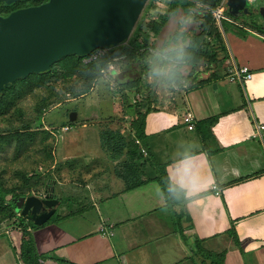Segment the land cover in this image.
Here are the masks:
<instances>
[{"label": "crops", "instance_id": "0c3cea01", "mask_svg": "<svg viewBox=\"0 0 264 264\" xmlns=\"http://www.w3.org/2000/svg\"><path fill=\"white\" fill-rule=\"evenodd\" d=\"M183 13L171 16L161 32L153 34L155 51L150 49L158 56L148 57V68L146 60L137 61V69L128 73L121 66L129 63L119 58L109 65L118 80L127 81L121 87L131 95L120 111L115 106L113 112L123 111L133 121L139 110L150 109L147 138L139 147L152 162L137 171L126 170V175L152 180L128 188L118 172L128 161V150L114 155L105 147L103 133L112 129L130 140L134 131L127 134L111 127L101 131L102 115L98 105L93 106V136L78 132L61 145L65 163L61 172L68 173L70 169L64 168L72 164L69 172L77 178L56 179L47 189L59 200L52 217L76 220L78 227L50 222L51 218L38 226L17 217L0 231V264H26L25 228L42 264H209L210 259L197 252L196 239L208 251L225 253L224 264H264V135L258 133V125L264 124V33L242 20L240 29L227 35L222 31L225 54L216 42L210 47L221 62L209 64L203 57L195 63L192 55L187 58L195 52L189 36L172 38L177 31H193L179 23ZM177 65L184 76L182 86L166 80ZM244 66L253 74L251 79L231 81L229 69ZM147 84L154 87L150 98L137 105ZM187 111L195 115L194 129L183 121ZM70 148L76 149L69 152ZM159 167L182 190L180 203H168L156 180ZM91 208L93 228L81 235L78 215ZM17 214L22 216L21 211ZM232 225L241 247L226 233Z\"/></svg>", "mask_w": 264, "mask_h": 264}, {"label": "rangeland", "instance_id": "374dc122", "mask_svg": "<svg viewBox=\"0 0 264 264\" xmlns=\"http://www.w3.org/2000/svg\"><path fill=\"white\" fill-rule=\"evenodd\" d=\"M43 1L47 0H22L14 4L0 2V12L6 16L13 10L39 4ZM171 1L148 0L134 30L138 23L143 20V32L149 33V41L153 44V33L146 28V25L153 19L160 20L168 11ZM261 4L262 0H253L248 5L252 9L259 7ZM227 11L229 12L228 9H226ZM229 19H222L221 24L215 19L224 35L240 29L243 23L242 20L259 21L264 26V15L255 11L252 15H243L236 19L229 16ZM178 21L185 24V29L190 27V30H194V32L200 31L198 28L199 22L194 21L192 13L187 15L183 13L179 16ZM213 22V20L210 23L208 21V24L212 25ZM173 23L175 28L176 23ZM122 43L115 46L117 47ZM97 50L100 49H96L94 53H97ZM101 50L103 49L101 48ZM131 52L134 57H127L130 67L129 65L127 68L121 66L122 69H126L125 73L137 69L138 60L136 57L140 54V51L132 49ZM222 52L225 54V51L222 50ZM94 53L91 52L90 56L82 58V63L90 62V57ZM121 61L125 62V59ZM58 63L57 61L53 64L52 74L49 75V79L44 84H37L34 78L30 79V83L21 84L20 93L11 92L7 99V105L0 110V231L10 227L15 223L17 217L19 218L17 212L13 210V198L16 194H23L24 196L43 194L56 179L70 180L72 177L77 178L71 176L72 172H69L72 164H67L64 168L70 169L67 171L68 173L63 172V174L61 172L65 164L61 145L66 146L65 139L74 136L78 132L83 137L93 136V106L97 107L98 105L97 111L102 115L101 120L99 119L101 131L111 127L121 131L124 129L128 134L131 129L133 130L130 115L124 117L123 111L116 112L117 114L113 112L115 106L120 111L123 105L128 103L125 100L131 96L129 92L128 95L124 94L126 93L125 87L122 88V84L115 81L118 80L116 78L118 74L114 70L112 71L108 66L99 72L91 89L83 93L81 90L83 81L75 76H66L63 68ZM125 63L127 64V62ZM145 65L148 68L151 64L148 62ZM113 74L114 76H112ZM145 86H149L144 94L146 96L141 95L137 105H140L141 102L143 104V100L150 98V93L154 87L149 84ZM131 94L133 96L134 91ZM135 97L137 96L135 95ZM174 105L177 104L174 103ZM73 112L77 113L75 120L70 118ZM124 121L128 125H124ZM81 124H87L88 127H82ZM111 124H114V126H110ZM66 127H70V130H66ZM75 149L70 148L69 152H74ZM57 159L59 160L58 163L55 162ZM65 201H69V208L73 206L68 197ZM16 211L20 210L16 209ZM78 217L77 219L80 222L79 234L82 235L93 228L92 208L83 209ZM64 219L65 217L56 214L51 217L50 222L78 227L74 224L76 220L70 223L71 221H65Z\"/></svg>", "mask_w": 264, "mask_h": 264}, {"label": "water", "instance_id": "95a60500", "mask_svg": "<svg viewBox=\"0 0 264 264\" xmlns=\"http://www.w3.org/2000/svg\"><path fill=\"white\" fill-rule=\"evenodd\" d=\"M12 4L20 0H0ZM148 0H47L0 14V91L31 73L48 71L71 54L86 55L125 42ZM211 8L216 0H198ZM264 1V0H263ZM248 0H228L235 18L252 15ZM264 15V5L255 7ZM123 77V74H120ZM72 120L77 113L70 115ZM21 215L41 226L55 214L59 200L49 190L15 198Z\"/></svg>", "mask_w": 264, "mask_h": 264}, {"label": "trees", "instance_id": "16d2710c", "mask_svg": "<svg viewBox=\"0 0 264 264\" xmlns=\"http://www.w3.org/2000/svg\"><path fill=\"white\" fill-rule=\"evenodd\" d=\"M153 1V0H152ZM216 5L208 8V7H200L202 5L198 0H172L170 3V7L166 14L160 18V20L153 19L151 20L146 26L147 29H149L153 34L157 35L161 32L163 27L165 26L167 20L177 14L180 10H182L185 15L187 14H193L194 21L197 20L199 22V29L201 33H197L193 31H177L173 36V40H178L180 37H183L184 39L189 36V42L192 48H195V52L192 54L190 52L187 54V58H190V55H192L193 60L192 62H199L200 58L205 57L208 61V63H219L221 60L218 58L217 53H212L210 47L214 46L213 42H216L221 48V50H225V43L223 41V35L222 30H220V27L217 25L214 17V9L217 7L219 3H221L222 0H216ZM153 4V2H152ZM203 6V5H202ZM1 11V10H0ZM226 15L229 17L235 18L233 15H231L230 12H226ZM236 19V18H235ZM213 20V24H208V21ZM245 26H250L249 28L257 29L261 33H264V26L259 24L257 21H246L244 23ZM243 28V27H242ZM144 26H143V20L138 23L136 26L132 36L125 42H123L119 46L114 47H108L103 48L105 53L101 56H99L96 59L91 60L88 63H82V58L86 56H90L91 53H88L86 55H77V54H71L68 56L63 57L58 62V65L63 68V71L65 72L66 76H75L81 79L83 81V87L82 91L83 93L88 92L94 81L97 79V74L104 69H106L110 64L116 62L115 59L123 60L125 59V62L128 63L127 57H134L132 54V49H136L140 51L136 57L138 61L144 62L146 59V63H148L147 56H155V52L152 51L154 49V44L149 41L150 35L149 33H144ZM187 35V36H186ZM186 36V37H185ZM187 40V39H186ZM135 46V47H134ZM152 48V49H150ZM98 51V50H97ZM96 52V50L93 51V53ZM198 52V53H197ZM221 53V52H220ZM156 56H158L156 54ZM223 57V55H222ZM84 66H83V65ZM53 66V65H52ZM180 65L174 66L171 73L167 76L166 80L167 82L175 81L180 86H182V80L184 79V76L180 73L179 67ZM52 67L46 71L41 73H31L25 78H19L14 81L13 84L5 87L2 91H0V110L4 108V106L7 105V99L9 98V94L11 92L14 93H20L22 87L21 84L23 83H30V79L34 78L37 82V84H44L48 79L49 75H51ZM119 83L126 85L125 80H115ZM117 82V83H118ZM194 84H196L194 82ZM199 84V83H198ZM150 111H141L139 110L137 113V117L135 120L131 122L134 136L133 139L132 134H130V140H127L125 136H123L121 133H115L112 129H107L103 133V141L105 147H107L109 150L113 151L114 155H120L124 153L125 149L128 150L127 156L128 161L124 162L123 168H121L118 172L121 177H123L127 183L128 188H134L136 186H140L144 183H147L151 181L152 179L142 180L141 178H136L132 175L128 176L126 175V170H134L137 171V168H140L142 166H147L148 161L152 162V157L147 152L146 154L141 150L139 147V143H143L144 140L147 138L146 134V117L148 112ZM196 126V125H195ZM158 171L160 172L159 177L156 179L161 188L163 193L165 194L167 201L169 204H175L180 203L183 201V197L181 195V189L178 185H176L168 176L167 171L163 167H159ZM132 174V173H131ZM130 178V181L128 179ZM129 181V182H128ZM24 196L23 194H16L13 202V210L16 211V202L15 198ZM21 220L25 219L24 216H19ZM226 233L234 240L236 245L240 246L242 245V241L240 240L239 236L236 233L235 226L232 225L231 228H229ZM195 248L198 253H200L202 256H205L210 259L209 264H224L225 259V253L216 254L214 252L208 251L205 249L201 241L196 239ZM22 258L26 264H42L40 261L39 255L36 251L34 240L31 236V232L28 231V229L23 230V238H22ZM204 263V261H203ZM206 264V263H204Z\"/></svg>", "mask_w": 264, "mask_h": 264}, {"label": "built area", "instance_id": "2783aa9c", "mask_svg": "<svg viewBox=\"0 0 264 264\" xmlns=\"http://www.w3.org/2000/svg\"><path fill=\"white\" fill-rule=\"evenodd\" d=\"M248 1L252 2L253 0H248ZM227 3H228V0H222L221 3H219L213 11L214 12L213 15H214L215 19L220 24H221L222 19L230 20L229 17L226 15V9H228ZM104 53H105V51L100 49L99 51H97V53L92 54L89 61L98 58L99 56L103 55ZM228 75H230L229 78L231 81H233V82L239 81L241 83L247 81L248 79H251V77L253 76V74L250 72L249 68L245 67V66L240 67V68H235V69H229ZM183 121L189 129L195 128L196 119H195V115L191 111H187L183 115ZM258 128H259L258 133L263 136L264 135V124L258 125ZM214 188L217 189L216 186H214Z\"/></svg>", "mask_w": 264, "mask_h": 264}, {"label": "flooded vegetation", "instance_id": "af4514ba", "mask_svg": "<svg viewBox=\"0 0 264 264\" xmlns=\"http://www.w3.org/2000/svg\"><path fill=\"white\" fill-rule=\"evenodd\" d=\"M20 1H22V0H20ZM2 2V1H1ZM18 2V1H17ZM44 2H46V1H43L42 3H44ZM5 3V2H4ZM14 3H16V2H14ZM14 3H12V4H14ZM42 3H39V4H35V5H31V6H37V5H40V4H42ZM262 5H264V1L262 0V4L259 6V7H261ZM28 7H30V6H28ZM258 7V8H259ZM22 8H25V7H22ZM19 9H21V8H19ZM16 10H18V9H16ZM251 10H253V11H255V12H259L260 13V11H259V9L258 10H255V8H252ZM13 11H15V10H13ZM12 11V12H13ZM0 14H2L1 12H0ZM261 15H262V13H260ZM3 15V14H2ZM5 16V15H4ZM249 19V18H248ZM249 21H252V20H249ZM247 22H248V20H247Z\"/></svg>", "mask_w": 264, "mask_h": 264}]
</instances>
